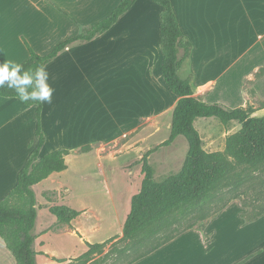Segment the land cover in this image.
Masks as SVG:
<instances>
[{
    "label": "crops",
    "instance_id": "1",
    "mask_svg": "<svg viewBox=\"0 0 264 264\" xmlns=\"http://www.w3.org/2000/svg\"><path fill=\"white\" fill-rule=\"evenodd\" d=\"M119 1L0 0V62L6 57L18 62L28 58L24 39L38 54L51 51L60 41L77 34L80 26L107 16ZM170 1L181 32L191 43L178 74L190 80L193 96L230 108L252 104L251 116H264V0ZM160 10L151 0H136L107 31L67 46L47 64L49 82L56 91L53 103L42 105L40 121L46 140L41 154L57 148L68 150L66 168L33 185L35 193L40 188L60 194L47 210L60 198L64 200L61 190L67 193L72 188L60 176L68 170L67 156L91 142H98L95 154L100 161L125 155L126 163L120 169L126 177L124 184L140 177L141 185L143 158L152 168L153 179L166 171L180 170L187 154L185 147L178 151L184 137L177 136L168 145H162L168 137L150 141L162 128L170 133L178 100L161 72ZM193 124L206 152L224 150L227 136L241 128L238 120L224 124L215 116L196 117ZM25 128L29 134L33 130L27 138L21 136ZM35 138V107L18 102L16 97L0 96V199L15 185L17 173L34 146L30 147L29 141ZM100 166L101 175L106 176L110 167L101 162ZM111 171L113 176V168ZM36 200L33 233L40 215L37 195ZM65 204L79 211L65 226L72 234L83 232L89 221L87 208ZM245 211L233 199L202 230L187 229L129 264H264V215L245 222L241 216ZM124 220L120 221V233ZM48 225L43 234L50 232ZM41 232L34 233L36 263L41 257L42 264H69L87 250L60 258L45 248ZM115 235L109 234L100 242ZM79 239L90 242L82 236Z\"/></svg>",
    "mask_w": 264,
    "mask_h": 264
},
{
    "label": "trees",
    "instance_id": "2",
    "mask_svg": "<svg viewBox=\"0 0 264 264\" xmlns=\"http://www.w3.org/2000/svg\"><path fill=\"white\" fill-rule=\"evenodd\" d=\"M151 1L161 8L159 19L161 72L167 88L178 98L172 111L169 136L162 145H168L177 136H182L188 143V150L180 170L161 181L153 179L152 168L146 158L141 160L140 189L131 197L130 211L123 222L120 239L131 245L142 246L151 240L154 242L126 264L144 257L181 232L194 228L193 226L176 228L170 234L156 240L159 235L177 227L180 221L195 212L201 213V217L207 219L197 228L202 230L231 200L220 206L212 215L205 217L202 211L220 192L242 185L250 176L256 177L259 173H264V116H251L254 110L252 104L230 108L219 102L208 103L193 96L190 80L183 79L178 74L182 62L189 55L191 43L180 30L171 1ZM135 2L136 0H120L107 16L81 27L77 34L60 41L45 54L36 53L24 41L29 56L21 63L25 68L35 66L38 62L47 65L67 46L90 41L107 31ZM0 96L15 97L12 90L6 86L0 89ZM25 105L35 107L36 138L35 141H29V146H34L17 173L15 185L0 199V237L13 255L16 264H37L36 252L33 249L36 238L33 228L37 219V200L33 185L53 172L64 170L68 150L57 148L41 154L46 140L40 121L42 105L36 102H28ZM210 116L219 118L224 124L233 119L241 123L238 131L227 136L222 151L203 150L201 137L193 124L196 117ZM84 149H88V145L81 148ZM259 194L255 193L250 198H239L241 206L248 207V210L241 214L245 222L264 215V204L257 203L260 200ZM48 211L60 222H69L79 214L78 210L60 202L49 205ZM112 239L98 243L86 242L87 250L76 258L78 264H86L93 253L102 252L105 244Z\"/></svg>",
    "mask_w": 264,
    "mask_h": 264
},
{
    "label": "rangeland",
    "instance_id": "3",
    "mask_svg": "<svg viewBox=\"0 0 264 264\" xmlns=\"http://www.w3.org/2000/svg\"><path fill=\"white\" fill-rule=\"evenodd\" d=\"M81 27L83 26H80V28ZM24 41L26 40L24 39L23 42ZM23 131V135H21L22 137L24 136L27 138L33 134V130L29 134L27 128ZM94 131L95 133H102L108 130ZM168 135L169 129L162 128V130L151 137L150 141L156 142L160 139L167 138ZM183 140L184 143L178 147L179 153L183 151V147H185L184 153H187L188 150V143L185 138H183ZM97 144L98 142L94 144L91 142V145H88V149L84 150H81L84 145L80 146V150H78L79 148H74L69 156H67L68 170L60 173V176L62 179L67 180L66 182H69V184L72 185V188L69 189V192L67 193H65L64 190H61L64 200H61L60 198V200L55 201L71 203L76 207L87 208L86 214L89 221L87 222L84 231L76 233V235L72 234L71 230H68L65 226L67 222H60L54 216L50 215L47 206L52 201L56 200V196L60 194L46 193L39 188L36 195L40 202V205L38 206L40 215L34 233L41 232L44 230V226L50 224L46 227V230L50 229V232L43 234V231L40 234H43L45 248L57 252L61 255L60 258L67 255H78L81 249L87 248L86 241L85 243L80 241L79 237L81 236L82 238H87L91 243H98L106 239L109 234L115 235L117 233V235L112 237V240L105 244L103 251L100 253H93L91 259L86 264H126L128 261L148 249L154 242V240H151L142 246L131 245L127 241L120 239L122 236V233H120V221L122 222L124 220L126 213L130 210L131 196L134 195L140 187V177H135L132 182L124 184L123 181L126 177L122 174L123 172L120 169H122L121 167L126 163L123 160L125 155L121 154L116 158L105 157L104 160L100 161L96 158L95 154ZM100 162L110 167L107 170L106 176L101 175ZM111 168H113L115 172L113 176L110 174V172H112ZM76 170H80L81 174H73V171ZM174 172L175 170L172 172L166 171L165 174H162L161 176L155 175L154 179L155 181H161L166 178L168 173ZM55 176H59V174H56ZM56 185V187L60 189L58 184ZM255 193H260V200L257 201L258 205L264 204V173H259L256 177H248V179L238 187L224 189L217 195L212 203L204 208L202 213L206 215L205 217H208L220 206L227 203L228 200H233L232 198L237 196L238 199L236 200L241 204L240 197L250 198L253 197ZM245 208L247 211L248 207ZM96 216H98V218H96ZM205 220L207 219L201 217V213L195 212L180 221L177 224V227L168 229L159 235L156 240L170 234L176 228L181 229L193 226L197 229L203 224V222H205ZM118 229L120 231H118ZM204 238L206 240L207 236H204ZM189 245L194 244L191 243ZM223 246L224 243L221 242V248H223ZM190 249H192L191 246ZM72 260L71 264H78L76 258H73ZM43 261L44 259L41 257L37 258L38 264H42ZM0 264H14L12 254L5 247L1 238Z\"/></svg>",
    "mask_w": 264,
    "mask_h": 264
},
{
    "label": "clouds",
    "instance_id": "4",
    "mask_svg": "<svg viewBox=\"0 0 264 264\" xmlns=\"http://www.w3.org/2000/svg\"><path fill=\"white\" fill-rule=\"evenodd\" d=\"M49 80L50 73L44 63L25 68L23 63L10 57L0 62V89L6 86L12 90L20 103L52 104L56 89Z\"/></svg>",
    "mask_w": 264,
    "mask_h": 264
}]
</instances>
